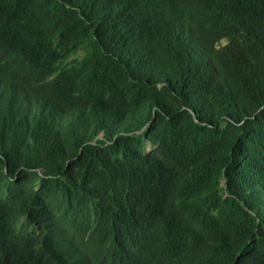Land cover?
<instances>
[{
    "label": "trees",
    "instance_id": "trees-1",
    "mask_svg": "<svg viewBox=\"0 0 264 264\" xmlns=\"http://www.w3.org/2000/svg\"><path fill=\"white\" fill-rule=\"evenodd\" d=\"M0 264H264V0H0Z\"/></svg>",
    "mask_w": 264,
    "mask_h": 264
}]
</instances>
